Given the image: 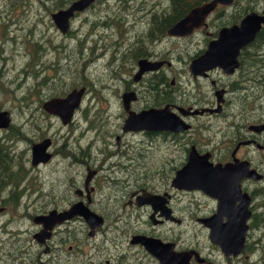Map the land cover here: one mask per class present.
I'll use <instances>...</instances> for the list:
<instances>
[{
	"label": "rangeland",
	"instance_id": "1",
	"mask_svg": "<svg viewBox=\"0 0 264 264\" xmlns=\"http://www.w3.org/2000/svg\"><path fill=\"white\" fill-rule=\"evenodd\" d=\"M57 2L58 0H0V21L6 25L5 28L0 26V111L8 112L9 127L12 123L20 127L18 136L13 131L14 135H10V138L14 139L7 145L12 147L15 158L27 174L15 189L17 205L14 208L6 207L0 215V245L3 246L0 264H14L15 257L12 253L15 247L8 241L18 240L27 245V237L36 230V226L26 219V214L45 209L50 211L52 205L60 207V201L73 197L70 193L72 185L83 174L85 164L90 166L94 161H99L102 165L116 166L120 170V165L124 164L121 158L129 156L133 161L132 171L136 172L141 170L143 163L151 167L159 158L169 155L158 142L156 145H148L147 141H153L152 138L142 134L126 138L130 146L124 150L123 155H119L120 149L115 148L118 140L115 134L124 114L122 109H118L117 94L135 73L132 67L141 59L134 55L135 52L138 49L147 50L154 56L157 45L161 42L159 49L162 53L175 54L183 45L188 47L192 41L189 38L180 39L181 41L170 38L148 41L142 37L143 31H147L148 17L165 7L168 0H99L91 8L88 7V10L74 14L68 23V33L64 36L60 35L49 19L48 13L56 9ZM245 3L246 0H237L228 8L216 9L214 13H217V19L213 22L215 28L212 32L231 24L238 25L242 17L232 20ZM263 7L264 0H254L256 11L251 12L260 15L258 12ZM208 29L210 32L211 29ZM3 30L4 37H1ZM195 33L190 38H195ZM192 50H195L194 47ZM252 52L264 53V46L260 52ZM177 55L181 57L183 52L180 51ZM163 72L168 82L173 78L175 82H179V78L175 77V69L164 68ZM114 79L118 81L116 85L113 83ZM41 80L42 87H37V82ZM81 85L89 90V94L83 97L66 126H62L55 117L44 118L43 114L34 111L40 107L39 102L50 95L61 97ZM251 85L252 83L248 88ZM258 87L256 91L251 87L249 91L254 94L247 95V98L245 95L248 92L244 93L241 100L243 110L238 116V119L243 118L244 121L240 124L246 125L248 120L255 119L257 113H264V87L261 89L260 84ZM241 95L242 93L237 92L229 98L239 100ZM126 117L125 113L123 120ZM8 128L0 130V140L8 133ZM227 135L230 137L232 132ZM44 138L51 141L49 150L45 151L46 155L51 154V158L47 163H39L38 168L31 170L30 150L26 139L37 143ZM145 147L146 150L143 149ZM257 161L258 159L255 160ZM101 178L103 182L106 179L104 176ZM20 193L23 194L19 204ZM10 196L8 189L1 191L0 204L9 203ZM34 199L36 205L32 204ZM261 202L262 200L259 204ZM26 204L31 205L25 208ZM111 205L112 203L108 204L107 208L102 206L100 210L112 217ZM209 206L212 208V203L209 202ZM252 207V215L258 216L260 221L257 222L258 227H252L253 219L250 216L245 243L257 245L252 252L245 250L233 264H264V206ZM186 208L189 207L186 205ZM11 228L19 234L17 238L8 236ZM184 239L189 244L188 238ZM83 242L90 250L94 239L86 237ZM202 245L208 246L203 237H200L199 246ZM135 252L139 254L134 264H142L144 255L139 251ZM202 253L207 254L208 250L204 248ZM6 254L11 257L7 258ZM211 258V262L222 264L218 251L214 250ZM45 259L46 256H41L42 261ZM155 262L144 261L145 264Z\"/></svg>",
	"mask_w": 264,
	"mask_h": 264
},
{
	"label": "flooded vegetation",
	"instance_id": "2",
	"mask_svg": "<svg viewBox=\"0 0 264 264\" xmlns=\"http://www.w3.org/2000/svg\"><path fill=\"white\" fill-rule=\"evenodd\" d=\"M98 1L95 0L89 8ZM72 2L68 1L61 8L51 10L48 13L49 19L51 14L66 8ZM218 8L221 7H216L215 10ZM215 10L206 17L204 28L200 27L193 30L188 36H166L179 41H181L180 39H192L188 47L183 45L175 54L169 52L168 55H164L159 49L161 42L158 43L154 56L147 50L133 51L135 52L134 55L137 58L141 57V59H138L136 66L132 67L134 68V75L125 82L122 91L117 94L118 109L119 111L122 109V113H124L115 134L118 138L116 140L115 137V148L116 150L120 149L118 154L123 155L124 150L130 146V142L126 140L127 137L142 134V136L146 135L152 138L153 141H147L148 145H156L158 142L169 155L163 159L159 158V161L151 167L147 163H143L141 170L138 169L136 172L132 171L133 161L129 156L121 158L124 164L120 165V170L116 169V166L108 167L104 163L102 165V162L99 161H94L93 165L90 166L85 164L83 174L72 185L71 189L73 190L70 193L73 197L67 201H60V207L52 205L50 210L60 212L78 203L99 217L100 224L96 225V219H94L93 227L90 229L86 220L80 216H74L55 224L50 232V237L42 245L31 238V235L39 230V227L36 226V230L27 237V245L23 244L24 247L18 244L20 242L18 240L8 241L10 245L15 247V251L12 253V256L15 257L14 264H134V260L139 254L135 251L144 255L142 264H145V260L155 262L156 260L142 246L131 244L133 237L151 238L159 241L160 244H166L169 255L189 253L187 264H218L216 261L211 262V253L214 250L221 255L222 264H233L239 260L245 250L252 252L255 249L257 244L253 243L250 246L245 243L249 229L247 220V232L242 251L237 256L224 257L219 248L209 241V229L199 222L200 219L208 218L215 212L217 201L199 190H186L172 185L175 173L185 165L190 151L195 152L196 156L200 158L207 156V162L212 166L217 164L223 166L227 163H233V160L246 161L248 169L256 171L260 176L258 180L243 178L239 182L241 193H245L249 198L250 216H253L251 213L252 206L255 208L264 206V131L255 133L248 130L249 126L264 124V113H257L255 119L248 120L246 125L245 123L240 124L244 121L243 118L238 119L243 110L241 100L244 93L248 92L245 95L247 98V95L254 94L249 91L251 87L255 88L254 91H256L259 88L258 84L262 89L264 83V64L255 66L256 61L254 59V54H260L261 57H264V53H253L252 51L258 49L253 48L250 51L251 47H249L261 29L250 43L239 49L236 57L237 67L232 73L226 74L221 69L214 68L199 75H192L188 70L191 61L205 51L209 42L214 41L218 31L223 28L212 32L215 28L213 22L217 19ZM258 13L264 16V7ZM208 28L211 29L210 32ZM194 33L197 36L190 38ZM142 37L149 41L146 30L143 31ZM193 47L194 51L192 50ZM180 51L183 52L181 57L177 55ZM139 61L161 63V65L155 70L145 71L137 80H134ZM164 68L175 69L177 72L175 77L179 78V82H175V78L169 79L168 82L163 72ZM154 80H158L159 84L152 85ZM120 82L123 83L122 79ZM113 83L116 85L118 81L114 79ZM250 83L252 85L248 88ZM82 85L80 88L84 90V97L89 94V90L87 91V88ZM152 88L157 89L158 97H162L161 101L152 102ZM237 92L242 93L239 100L229 98ZM130 93H133L132 100H130ZM122 95H126L128 110L133 113L168 107L169 111L183 123L184 128L179 131L159 130L158 132L123 133L121 126L126 112L123 109ZM231 101L235 103H231ZM176 108L189 109L190 112L208 109L211 112L183 116L179 112L177 113ZM34 111L43 114L44 118L54 117L47 114L41 107L35 108ZM228 132H232L230 137L227 135ZM26 140L30 150L36 142L31 143L28 139ZM50 146L51 141L49 140V148ZM146 149L147 147H145ZM80 156L82 157V155ZM256 159H258L257 162H255ZM39 165L33 167L30 165L31 170L38 168ZM23 170L21 180L27 177L25 169ZM102 176L106 177L104 182ZM86 179L88 180L86 181ZM142 192L157 197V201L153 204L137 205L136 198L142 196ZM22 194H18L20 196L19 204ZM261 200L262 202L259 204ZM209 202L212 203V208H210ZM111 203L112 217L100 210V207L107 208L108 204ZM32 204H37L35 199ZM30 205L26 204L25 208ZM186 205L189 208H186ZM6 207V204H0V209L3 211ZM48 211L45 209L28 214L29 218L26 219L30 220L35 215H44ZM209 212L210 214H208ZM221 223H226V220L223 218ZM253 226L258 227L257 222ZM86 237L94 239L90 250L86 248L83 242ZM184 237L188 238L189 244ZM200 237H203L207 247L199 246ZM2 248L3 246L0 245V251ZM204 248L208 250L207 254L202 253ZM159 250L161 249L159 248ZM164 251L166 252L165 249ZM195 254L199 260L202 259V263L195 260ZM41 256H46V259L42 261ZM6 257H11V255L6 254ZM155 264H158L157 261Z\"/></svg>",
	"mask_w": 264,
	"mask_h": 264
},
{
	"label": "water",
	"instance_id": "3",
	"mask_svg": "<svg viewBox=\"0 0 264 264\" xmlns=\"http://www.w3.org/2000/svg\"><path fill=\"white\" fill-rule=\"evenodd\" d=\"M233 1L234 0H208L199 6L192 7L180 20H178L166 30V36H188L193 30H196L200 27L204 28L206 26V23L204 22L206 17L213 10H215L216 7H229ZM94 2L95 0H75L66 8L51 14L50 19L60 35H64L67 32L69 20L74 16V14L82 12ZM251 18L253 20L255 19V21L254 23L252 22L249 29L248 26ZM246 20L249 21H247V29L245 30L249 29V31L253 33V40L256 34L260 31L261 27L264 25V16L251 12L242 17L238 25L233 24L229 27L221 28L218 31L217 38L214 41L209 42L205 51L200 56L191 61L188 67L189 72L192 73V75H199L207 70L219 68L226 74L232 73V71L237 67L236 57L238 51L245 45H241L240 47H236L232 50L230 67L234 64L235 66L230 71V67L224 70L222 65L223 55H225V45H227L226 40L227 37H229L230 31H239L244 29L245 27H242V24ZM234 52H236L235 56ZM160 65L161 63L139 61L137 64L138 70L135 74L134 80H137L142 72L155 70ZM83 95V89H72L63 97H52L43 101L41 108L47 114L56 117L60 124L64 126L71 121L74 111L79 108ZM129 96H131L130 100H132L133 93H130ZM123 100V109L127 114V117L121 126V131L123 133L139 131L158 132L159 130L179 131L184 128L183 123L175 114H172L169 111L168 107L143 110L139 113H133L128 110L126 95H122V101ZM176 110L177 113L179 112V114L183 116L201 115L204 112H211L208 109L193 110L191 112L189 109L183 110L181 108H176ZM9 124L10 117L8 112L1 110L0 130L7 129ZM248 130L251 132L260 133L264 131V124L249 126ZM48 146V139H44L31 146L30 165L32 167L39 163H45L48 160L49 155L45 154V150ZM243 178L258 180L260 176L256 173V171L248 169V163L246 161L238 162L233 160V163H227L223 166L219 164L212 166L207 162V156L200 158L196 156L195 152L190 151L185 165L175 173V176L172 180V185H175L176 188L178 187L186 190H199L206 196L217 201L215 212L208 218L200 219L199 222L209 229V241L219 248L224 257L237 256L242 251L244 245V238L247 232L246 222L250 218V211L248 209L249 198L245 193H241L239 186V182ZM87 180L88 179H86V181ZM228 181L232 183L229 187L230 193L224 192V189L227 188ZM142 193V196L136 198L137 205L153 204L158 199L155 196L145 194L144 192ZM230 196L232 197L231 201ZM74 215H78L86 220L90 229L93 227L94 219H96V225L100 224L99 217L87 211L84 207H82L81 204L76 203L70 206L67 210L61 212L51 210L47 212V214L33 216L31 222L38 226L39 230L32 235V239L38 244H44L45 241L50 237V232L55 224L69 219ZM223 218L227 220L226 223H221ZM221 232H223V234H221ZM131 244H139L142 246L144 250L157 261L158 264L176 263L175 258L177 257L182 259L181 264H187L190 256L189 253L169 255L168 246L166 244H160L159 241L153 240L151 238L133 237ZM159 248L161 250H159ZM195 260L198 263H202V259L199 260L196 254Z\"/></svg>",
	"mask_w": 264,
	"mask_h": 264
},
{
	"label": "trees",
	"instance_id": "4",
	"mask_svg": "<svg viewBox=\"0 0 264 264\" xmlns=\"http://www.w3.org/2000/svg\"><path fill=\"white\" fill-rule=\"evenodd\" d=\"M57 0H54V2ZM72 2L74 0H58L57 7L61 8L64 4L67 2ZM120 1V0H119ZM208 0H168L167 5L163 7L161 10L157 11L159 14H152L148 17V26H147V32L149 41L150 40H159L160 38H167L165 35L166 30L171 27L174 23H176L178 20H180L192 7L199 6L204 2H207ZM237 0H234L233 3H235ZM256 1V0H255ZM8 6L10 8V4L8 3ZM222 8V7H221ZM256 11L254 9V0H246V3L243 7L240 8L238 14L236 17L233 18L232 21H234L238 17H242L248 12ZM0 26L5 28V23L0 21ZM5 31L3 30L1 33V37H4ZM264 46V25L261 28V31L256 36L255 40L250 44L249 47L251 49L257 48V51L254 52H260V49ZM164 55H168L169 52L163 53ZM256 65L255 66H261L262 63L264 64V57L254 54ZM36 59V57H34ZM246 59V58H245ZM41 81L37 82V87L41 86ZM159 84L158 80H154L152 82V85ZM264 83L262 84V86ZM152 102L156 103L162 100V97H158L159 93L157 89L152 88ZM30 95V92H28V96ZM55 94L50 95L48 98L56 97ZM27 98V97H23ZM45 99V100H46ZM43 102V101H42ZM42 102H39V106ZM13 131L15 132V136H18V131H20V127L16 126V124H11L8 128V133L3 136V138L0 140V192L3 190L8 189L9 194L11 195V201L6 204L8 207L14 208L17 205V192L15 189L18 188L19 182L21 181V175L24 173L23 168L19 164L18 160L15 158L14 152L12 151V147L8 146L7 144L11 142L14 138H10V135H14ZM31 140V139H30ZM145 150V148H143ZM72 155V153H70ZM145 164V163H144ZM14 198V200H13ZM26 218H29V215L26 214ZM253 223L259 222L260 218L258 216L253 215L252 216ZM256 227V226H253ZM19 234L16 233L14 229L11 228V232L8 234L10 238L18 237ZM15 240H13L14 242ZM10 244V243H9ZM18 244H20L22 247L23 242L20 241ZM9 258V257H7ZM2 261V256L0 255V262Z\"/></svg>",
	"mask_w": 264,
	"mask_h": 264
},
{
	"label": "bare ground",
	"instance_id": "5",
	"mask_svg": "<svg viewBox=\"0 0 264 264\" xmlns=\"http://www.w3.org/2000/svg\"><path fill=\"white\" fill-rule=\"evenodd\" d=\"M247 21H249V20H246L243 24H242V27H245L244 29H241V30H239V31H234V30H232V31H230L229 32V37H227V40H226V44L227 45H225V50H224V54L225 55H223V65H222V68H224V70L225 69H228V67H230V65H231V53H232V50L234 49V48H236V47H240L241 45H246V44H248L251 40H252V38H253V33L251 32V31H249V27H250V25L252 24V22L254 23V21H255V19L253 20L252 18L250 19V21H249V26H248V30H245V29H247ZM68 33V32H67ZM222 46V45H221ZM222 51V50H221ZM235 53L236 52H234V56H235ZM200 66V65H199ZM235 66V64L233 65V66H231L230 67V69H229V71L233 68ZM80 88V87H79ZM83 93H84V90H83ZM49 149V146L46 148V150L45 151H47ZM51 158V155L49 156V158H48V160L46 161V163L49 161V159ZM202 163V162H201ZM200 163V164H201ZM204 167V166H203ZM207 171V170H206ZM208 171H209V169H208ZM231 171V170H230ZM207 173V172H206ZM205 173V174H206ZM232 173V172H231ZM208 175V174H207ZM228 175V174H227ZM207 177V176H206ZM202 178V177H201ZM200 179V178H199ZM229 179V178H228ZM199 183V182H198ZM204 183V182H203ZM201 184V183H200ZM231 182H229L228 181V185H227V188L226 189H224V192H227V193H230L229 192V187L231 186ZM198 186V185H197ZM233 187V186H232ZM201 188H203V187H201ZM234 188V187H233ZM232 188V189H233ZM204 189V188H203ZM205 191V190H204ZM234 191V190H233ZM225 196V195H224ZM231 199H232V197L230 196V201H231ZM74 216H78V215H74ZM74 216H72V217H74ZM71 217V218H72ZM71 218H69V219H71ZM66 220H68V219H66ZM64 221V220H63ZM227 221V220H226ZM62 222V221H61ZM221 230V229H220ZM221 234H223V232H221ZM158 256H159V254H158ZM181 260V261H180ZM175 262L176 263H173V264H181V262H182V259L181 258H175ZM188 262H189V259H188Z\"/></svg>",
	"mask_w": 264,
	"mask_h": 264
}]
</instances>
